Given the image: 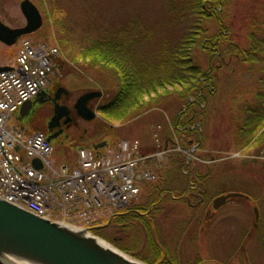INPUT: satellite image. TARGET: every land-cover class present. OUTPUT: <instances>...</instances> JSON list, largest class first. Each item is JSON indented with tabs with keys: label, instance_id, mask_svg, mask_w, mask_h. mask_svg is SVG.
<instances>
[{
	"label": "rangeland",
	"instance_id": "374dc122",
	"mask_svg": "<svg viewBox=\"0 0 264 264\" xmlns=\"http://www.w3.org/2000/svg\"><path fill=\"white\" fill-rule=\"evenodd\" d=\"M22 1L0 0V20L4 24L14 29L25 26L20 9ZM30 1L40 10L43 26L27 38L45 42L57 48L60 54L48 86L60 80L62 86L72 91L74 98L82 92L99 91L107 100L117 90L108 71L79 61L81 50L98 40L102 32L112 34L130 30L136 54L141 59L152 60L163 40L180 41L190 22L186 13L176 15L188 0ZM263 9L264 0H233L229 5L225 19L234 23L233 32L241 45L248 42L250 20L261 17ZM204 25L211 36L217 33L215 21L204 22ZM17 50V46L8 47L0 42V66H13ZM194 55L206 66L199 48ZM255 81L245 66L234 65L224 71L219 79L218 94L206 110L202 127L204 143L201 148L194 149L195 153L184 152L177 145L173 121L181 110L179 102L175 97L167 100L153 94L152 97L158 99L157 105L127 123H110L100 110H95L96 118L83 123L86 132L81 142L72 148L56 147L54 161L58 165L72 166L76 160L75 150L79 147L105 141L114 144L124 139L139 140L142 150L154 155L149 169L157 174V180L145 183L138 198L126 210L145 203L148 185L156 188L164 186L165 182L179 184L181 177L177 171H172L170 159L174 154L183 153L201 172L210 173L209 203L208 208L200 206L194 210L171 203L156 217L155 230L160 232L170 253L178 256L180 264H264V155H258L254 148L237 152L233 144L237 109L241 102L251 98ZM165 89L172 92L176 88ZM163 92L160 90L159 95ZM148 100L146 97L145 101ZM24 127L28 134L44 133L40 124ZM231 190L250 199H231L215 211L213 201L220 196L217 195L231 193ZM176 211L180 214H174ZM139 228L136 225L132 228L131 238L145 244L146 235Z\"/></svg>",
	"mask_w": 264,
	"mask_h": 264
},
{
	"label": "trees",
	"instance_id": "16d2710c",
	"mask_svg": "<svg viewBox=\"0 0 264 264\" xmlns=\"http://www.w3.org/2000/svg\"><path fill=\"white\" fill-rule=\"evenodd\" d=\"M232 1L188 0L176 11L177 16L186 13L190 19L185 33L178 42L163 40L152 60L141 59L136 54L128 29L112 34L102 32L98 40L83 48L79 61L108 71L117 84L116 92L100 109L105 120L127 123L157 105L156 98L172 100L175 97L181 105L173 121L177 145L182 151L191 152L204 143L202 127L206 110L218 94L220 76L228 67L245 66L246 72L256 78V83L250 92L251 98L241 102L237 109L233 144L237 152L254 148L258 155H264V9L261 17L250 20L248 42L241 45L233 32L234 23L225 19ZM208 21H215L218 26L217 33L212 36L204 25ZM198 48L206 66L194 55ZM169 86L176 89L169 92L165 89ZM160 90L164 91L161 95ZM146 97L149 98L147 102ZM170 160L172 171H177L181 177L179 184L165 182L164 186L156 188L148 185L144 204L118 213L94 231L96 236L147 264H180L178 256L170 253L160 232L155 230L156 217L167 206L176 203L191 210L200 206L208 208L210 173L201 172L183 153L174 154ZM135 225L144 230L145 244L131 238Z\"/></svg>",
	"mask_w": 264,
	"mask_h": 264
},
{
	"label": "built area",
	"instance_id": "2783aa9c",
	"mask_svg": "<svg viewBox=\"0 0 264 264\" xmlns=\"http://www.w3.org/2000/svg\"><path fill=\"white\" fill-rule=\"evenodd\" d=\"M58 56L57 48L24 38L13 69L0 74V199L54 222L96 227L156 180L145 168L154 156L143 154L139 141L123 140L99 151L82 148L75 165H57L47 136L15 122L23 105L47 89Z\"/></svg>",
	"mask_w": 264,
	"mask_h": 264
},
{
	"label": "water",
	"instance_id": "95a60500",
	"mask_svg": "<svg viewBox=\"0 0 264 264\" xmlns=\"http://www.w3.org/2000/svg\"><path fill=\"white\" fill-rule=\"evenodd\" d=\"M20 9L26 20L25 26L14 29L0 20V42L8 47H14L22 37L36 33L43 26L41 12L33 2L22 1ZM10 70V66H0V74ZM43 96L41 93L39 98ZM96 96H99L98 92L88 94L77 103L78 112L86 121L96 118L95 112L86 106V102ZM33 104L28 101L23 105L20 119L29 113ZM106 144L94 145V149H101ZM34 165L41 168L38 161ZM240 197L244 195L230 193L217 197L213 209L217 211L229 200ZM255 213L258 221L257 209ZM96 229L53 222L0 199V264H147L96 236Z\"/></svg>",
	"mask_w": 264,
	"mask_h": 264
},
{
	"label": "flooded vegetation",
	"instance_id": "af4514ba",
	"mask_svg": "<svg viewBox=\"0 0 264 264\" xmlns=\"http://www.w3.org/2000/svg\"><path fill=\"white\" fill-rule=\"evenodd\" d=\"M60 81V80H59ZM58 80L50 84L46 90L42 92L43 97L37 96L32 100L33 108L22 119L20 113L15 116L17 124L29 126L30 124H40L50 143L56 148L61 146H73L84 137L86 130L83 123L91 122L84 120L77 109V103L80 99L94 92H82L78 97L73 96L70 89L61 85ZM99 96L89 99L86 106L89 110H100L107 105L109 99L105 100L104 93L99 92ZM248 196L238 199L248 200ZM250 199V198H249Z\"/></svg>",
	"mask_w": 264,
	"mask_h": 264
}]
</instances>
